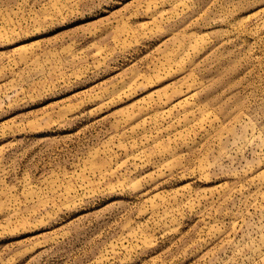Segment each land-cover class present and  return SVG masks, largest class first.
Masks as SVG:
<instances>
[{
  "label": "rangeland",
  "instance_id": "1",
  "mask_svg": "<svg viewBox=\"0 0 264 264\" xmlns=\"http://www.w3.org/2000/svg\"><path fill=\"white\" fill-rule=\"evenodd\" d=\"M0 264H264V0H0Z\"/></svg>",
  "mask_w": 264,
  "mask_h": 264
}]
</instances>
